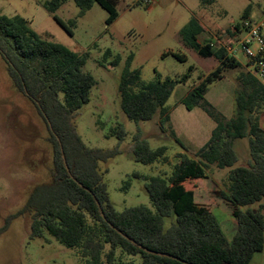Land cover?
<instances>
[{
    "label": "trees",
    "instance_id": "1",
    "mask_svg": "<svg viewBox=\"0 0 264 264\" xmlns=\"http://www.w3.org/2000/svg\"><path fill=\"white\" fill-rule=\"evenodd\" d=\"M65 1L47 0L43 6L55 13ZM74 1L80 7L79 15L97 2L108 12L107 25L118 18L119 0ZM214 2L201 0L204 6ZM248 11L249 7L244 12L245 20L249 19ZM242 24L234 26L233 37L241 31ZM204 30L201 21L194 17L179 34L186 46L202 56H215L219 65L187 93L183 102L188 109L202 107L214 119L211 136L194 157L179 153L170 176L150 177L146 189L154 210L138 205L119 211L110 200L99 165L118 155L119 146L89 147L75 124L77 112L90 101L96 83L95 77L84 69L89 53L76 52L45 38L22 15L0 14V54L14 86L30 98L47 126L53 165L51 181L33 188L24 207L6 217L0 235L14 218L29 214L32 238L47 233L65 247L77 248L84 264H251L253 255L264 249V81L230 55L227 45L215 48L201 43L199 35ZM105 55L112 53L107 50ZM173 55L186 59L183 54ZM132 58L130 55L118 86L121 109L137 123L159 115L164 130L170 120L166 102L176 85L185 83L190 73L181 78L157 76L142 82L140 70L130 69ZM120 60L117 55L113 65ZM235 68L240 69L236 112L226 119L205 101V95L212 82L223 78L224 71ZM112 133L120 142L127 134L122 124ZM171 135L181 143L173 130ZM245 137L249 140L251 161L247 166H235L238 154L234 143ZM166 150L165 146L151 148L138 128L131 148L136 161H168ZM211 165L231 168L228 189L220 193L233 206L237 221L231 239L213 212L196 202L194 191L185 186L186 181L208 178ZM134 175L141 177L139 173ZM254 204H258L256 209ZM173 215L175 220L166 228L165 218Z\"/></svg>",
    "mask_w": 264,
    "mask_h": 264
},
{
    "label": "rangeland",
    "instance_id": "2",
    "mask_svg": "<svg viewBox=\"0 0 264 264\" xmlns=\"http://www.w3.org/2000/svg\"><path fill=\"white\" fill-rule=\"evenodd\" d=\"M45 1L0 0V14L22 15L31 28L45 38L63 43L76 52L89 53L84 69L95 77L96 83L90 101L75 116L77 131L89 147L120 148L118 155L99 163L115 208L122 211L145 205L154 210L146 189L150 177L170 176L177 155L186 152L194 157L216 125L202 107L188 109L183 98L219 65V60L215 56H202L186 46L180 38L181 28L196 17L205 27L200 35L201 43L214 42L215 47L234 45L239 34L233 37L231 33H235V25L245 20L244 12L248 7L249 19L264 20V0H215L206 6L201 0H152V3L119 0L118 18L110 25L106 24L108 12L97 2L79 15L80 7L74 0H66L55 13L45 9ZM107 50L111 51V56L105 55ZM173 53L183 54L186 59L180 60ZM117 55L121 60L113 65ZM130 55L133 56L130 69L140 70L142 82L157 76L181 78L190 73L185 83L176 85L166 102L170 120L164 130L159 115L137 123L121 109L118 86ZM237 58L244 64L247 60L241 52L237 53ZM239 71V68L224 71L223 78L212 82L205 95V101L226 119L236 112ZM118 124L127 132L121 142L112 133ZM138 128L151 148H167L168 161L142 163L134 159L131 148ZM172 130L181 143L171 135ZM48 136L47 126L36 106L14 86L7 63L0 54V227L7 216L24 207L36 185L51 181L52 146ZM234 147L238 154L235 166L249 165L248 138L237 139ZM230 169L211 165L207 169L208 178L185 182V186L194 191L196 202L213 212L228 239L233 237L237 221L233 206L220 193L228 189ZM252 207L256 209L258 204ZM174 220L175 215L166 217V228ZM30 225V215H21L0 235V264H84L77 248L65 247L47 233L32 238ZM251 264H264V249L253 255Z\"/></svg>",
    "mask_w": 264,
    "mask_h": 264
},
{
    "label": "built area",
    "instance_id": "3",
    "mask_svg": "<svg viewBox=\"0 0 264 264\" xmlns=\"http://www.w3.org/2000/svg\"><path fill=\"white\" fill-rule=\"evenodd\" d=\"M146 1L152 3V0ZM238 34L236 44L227 45L229 54L237 58L238 52L243 53L248 69L264 80V20L246 19Z\"/></svg>",
    "mask_w": 264,
    "mask_h": 264
},
{
    "label": "crops",
    "instance_id": "4",
    "mask_svg": "<svg viewBox=\"0 0 264 264\" xmlns=\"http://www.w3.org/2000/svg\"><path fill=\"white\" fill-rule=\"evenodd\" d=\"M153 1H154V0H153ZM156 1H157V0H156ZM204 31H205V30H204ZM202 33H203V32H202ZM202 33H201V34H202ZM201 34H200V35H201ZM200 35H199V41L201 42V40H200ZM208 43H210L213 47H215L214 42H208ZM220 45H224V44H220ZM220 45H219V46H220ZM219 46H218V47H219ZM215 48H217V47H215ZM212 130H213V129H212Z\"/></svg>",
    "mask_w": 264,
    "mask_h": 264
},
{
    "label": "water",
    "instance_id": "5",
    "mask_svg": "<svg viewBox=\"0 0 264 264\" xmlns=\"http://www.w3.org/2000/svg\"><path fill=\"white\" fill-rule=\"evenodd\" d=\"M97 203H98V205H99V207L101 209V206H100V203L98 202V200H97ZM101 212H102V209H101ZM102 215L104 216L103 212H102ZM224 264H229V263H224Z\"/></svg>",
    "mask_w": 264,
    "mask_h": 264
}]
</instances>
